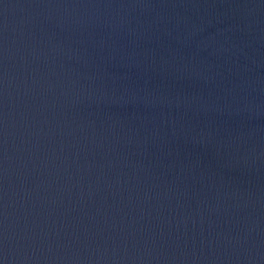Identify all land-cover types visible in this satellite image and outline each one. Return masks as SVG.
I'll list each match as a JSON object with an SVG mask.
<instances>
[{
    "label": "water",
    "instance_id": "water-1",
    "mask_svg": "<svg viewBox=\"0 0 264 264\" xmlns=\"http://www.w3.org/2000/svg\"><path fill=\"white\" fill-rule=\"evenodd\" d=\"M0 264H264V0H0Z\"/></svg>",
    "mask_w": 264,
    "mask_h": 264
}]
</instances>
